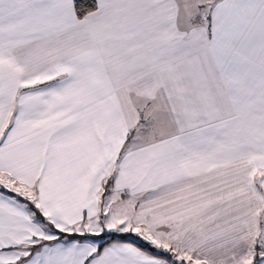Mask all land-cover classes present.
<instances>
[{"label": "snow or ice", "instance_id": "1", "mask_svg": "<svg viewBox=\"0 0 264 264\" xmlns=\"http://www.w3.org/2000/svg\"><path fill=\"white\" fill-rule=\"evenodd\" d=\"M0 264H264V0H0Z\"/></svg>", "mask_w": 264, "mask_h": 264}]
</instances>
